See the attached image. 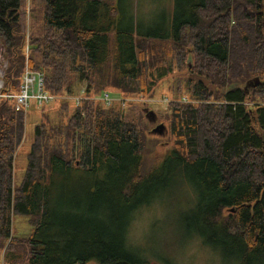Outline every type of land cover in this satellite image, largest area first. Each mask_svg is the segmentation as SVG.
<instances>
[{"label": "trees", "instance_id": "obj_1", "mask_svg": "<svg viewBox=\"0 0 264 264\" xmlns=\"http://www.w3.org/2000/svg\"><path fill=\"white\" fill-rule=\"evenodd\" d=\"M42 1L26 58L21 0H0L3 91L18 90L27 63L53 94L85 82L88 94L149 97L176 61L186 76L174 79V91L191 85L192 101L170 103L174 146L148 170L144 111L135 109L144 103L42 106H58V117L34 126L23 177L14 184L26 113L1 99L0 250L15 239L12 216L23 215L33 225L25 264H147L129 241L130 213L179 177L175 185L198 191L182 222L188 235L226 260L264 264V106L256 100L264 101V0H172L169 26L145 32L123 22L119 0ZM146 71L152 79L141 87ZM255 76L260 83L244 87ZM76 169L107 192L99 208L85 204L70 229L64 211L54 216L53 187Z\"/></svg>", "mask_w": 264, "mask_h": 264}, {"label": "rangeland", "instance_id": "obj_2", "mask_svg": "<svg viewBox=\"0 0 264 264\" xmlns=\"http://www.w3.org/2000/svg\"><path fill=\"white\" fill-rule=\"evenodd\" d=\"M119 11L123 17L124 23L132 21L134 27L140 31H155L157 28L162 29L163 26H169L168 17L172 16L175 10L174 1L172 0H119ZM43 13L42 0H21L20 17L23 31L28 32L29 38L33 29L39 28ZM2 47L0 46V65L6 62L2 57ZM168 58H172L171 51L168 52ZM174 70L161 78L155 83L153 93L147 97L141 95L122 96L118 92L112 90L110 93L116 97L131 98L132 96H142V98L151 99L150 102H144V107L139 105L135 108L142 110L143 126H142V155L143 169H150L153 164L157 163L162 156L167 154L174 146V137L170 132L169 117L170 103L173 101L187 102L192 101L188 95L191 91V85H185L183 82L179 85V90L174 91L176 77L186 76L184 67H176L174 61ZM5 69V67H3ZM150 71H146L140 80L141 87L152 79L149 76ZM111 90L110 88H108ZM87 92L84 83L76 84L75 90L71 93H57L59 95L68 96V99L62 100L64 104H68L72 108L77 107L70 98L77 94ZM96 93H93V95ZM117 99V98H116ZM257 102L264 106V101L260 99ZM84 101H95L93 99H84ZM128 102H135L129 99L119 101L121 106H128ZM58 102L51 104L58 105ZM141 103V102H139ZM50 104V105H51ZM104 105L103 103H101ZM138 105V104H137ZM105 106V105H104ZM58 106H50L49 109L41 112L34 100L30 101V107L25 116V133L24 140L14 154L13 161V182L19 184L27 164V152L33 139L34 126L49 117L52 121H56L58 117ZM141 107V108H140ZM147 110H152L156 118L148 120L146 118ZM70 111V110H68ZM165 126L161 134L154 132L157 124ZM87 175L81 169H76L59 180L53 187V213L58 217L64 211L65 219L68 226H71L75 218L81 216L84 211L83 206L89 204L97 208L100 207L103 192L97 189V185L87 181ZM98 174V179H100ZM178 180L182 181L179 177ZM176 177L172 179L167 188L162 187L157 191L159 196L148 204H144L137 209L131 211L132 221L128 228L129 241L135 247L136 253L145 258L147 264H237L232 259H224L218 251L201 244L202 240L196 235L190 236L183 226L184 216L189 213L197 198V189L191 185L177 186ZM93 188L95 192L92 198L87 197L89 189ZM189 189V191H187ZM135 212V213H134ZM225 214L229 212L224 211ZM34 221V220H33ZM109 225V223H108ZM33 228L30 219L23 215L12 216V236L15 238L13 243L0 250V264H25L27 255V247L25 238L29 235ZM201 241V242H200ZM79 264V263H77ZM85 264H94L89 262Z\"/></svg>", "mask_w": 264, "mask_h": 264}, {"label": "built area", "instance_id": "obj_3", "mask_svg": "<svg viewBox=\"0 0 264 264\" xmlns=\"http://www.w3.org/2000/svg\"><path fill=\"white\" fill-rule=\"evenodd\" d=\"M29 44V35L28 32L25 34V45H24V53L27 58L28 47ZM6 67L5 62L0 65V100H10L14 104V108L17 111H22L23 113H27L30 107V101L34 100L38 107H42L45 105H50L52 102H61L62 100L68 99V96L53 94L48 92L44 88V75L39 70H33L26 63L22 76L19 88L17 91H3V75L4 69ZM74 104L80 105L84 99H93L98 100L104 105H111L113 102L125 101L129 99L135 102H150L151 99L142 98V96H132L131 98L126 97H116L112 96L109 91H103L98 94H87L84 90L83 94H77L70 97ZM117 98V99H116ZM189 102V100H187Z\"/></svg>", "mask_w": 264, "mask_h": 264}, {"label": "water", "instance_id": "obj_4", "mask_svg": "<svg viewBox=\"0 0 264 264\" xmlns=\"http://www.w3.org/2000/svg\"><path fill=\"white\" fill-rule=\"evenodd\" d=\"M194 80L200 81V82L204 83L205 85L208 83V80L201 77V76H194ZM259 83H260L259 77L255 76L252 79L246 81L244 84V87L255 86ZM212 89H214V86H212ZM145 112H146V118L148 120H154L156 118V115L152 110L145 109ZM164 128H165V126L163 124L159 123L155 126V128L153 130H154V132H158V134H161L162 131L164 130ZM153 264H160V263H153Z\"/></svg>", "mask_w": 264, "mask_h": 264}]
</instances>
